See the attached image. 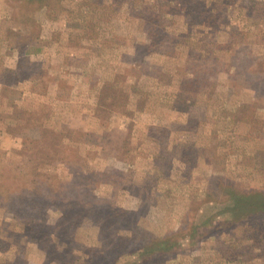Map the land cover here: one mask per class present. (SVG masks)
<instances>
[{
    "label": "rangeland",
    "instance_id": "rangeland-1",
    "mask_svg": "<svg viewBox=\"0 0 264 264\" xmlns=\"http://www.w3.org/2000/svg\"><path fill=\"white\" fill-rule=\"evenodd\" d=\"M242 194L264 0H0V264H264Z\"/></svg>",
    "mask_w": 264,
    "mask_h": 264
},
{
    "label": "trees",
    "instance_id": "trees-1",
    "mask_svg": "<svg viewBox=\"0 0 264 264\" xmlns=\"http://www.w3.org/2000/svg\"><path fill=\"white\" fill-rule=\"evenodd\" d=\"M243 195V194H242ZM249 194H244V197L239 198L240 202H242V205L247 204L248 206H243L240 210L242 211V213H245V211H252L255 210L256 207H261L262 209H264V200L260 199H253V200H248L249 198H246L245 196H248ZM249 205H253L252 208L249 207Z\"/></svg>",
    "mask_w": 264,
    "mask_h": 264
}]
</instances>
